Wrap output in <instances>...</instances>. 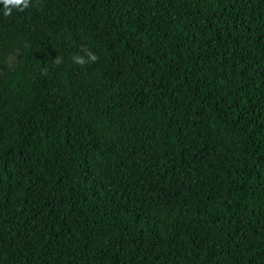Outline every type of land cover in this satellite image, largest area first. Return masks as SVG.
<instances>
[{
    "label": "trees",
    "instance_id": "1",
    "mask_svg": "<svg viewBox=\"0 0 264 264\" xmlns=\"http://www.w3.org/2000/svg\"><path fill=\"white\" fill-rule=\"evenodd\" d=\"M2 7L0 264H264V0Z\"/></svg>",
    "mask_w": 264,
    "mask_h": 264
},
{
    "label": "clouds",
    "instance_id": "2",
    "mask_svg": "<svg viewBox=\"0 0 264 264\" xmlns=\"http://www.w3.org/2000/svg\"><path fill=\"white\" fill-rule=\"evenodd\" d=\"M0 5H3L2 12L4 16H11L13 14V11H19L24 12L26 9H29L32 7V0H0ZM81 52L83 55H76L74 56L73 63H75L78 66H85L90 63H94L98 60V57L92 53L89 49L86 47H83L81 49ZM63 61V58L60 56H57L53 63L56 65H60Z\"/></svg>",
    "mask_w": 264,
    "mask_h": 264
}]
</instances>
